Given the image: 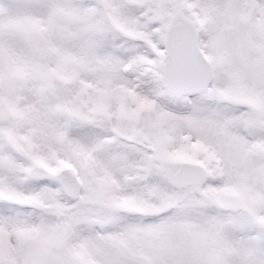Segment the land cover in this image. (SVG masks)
Wrapping results in <instances>:
<instances>
[{
  "label": "snow or ice",
  "instance_id": "1",
  "mask_svg": "<svg viewBox=\"0 0 264 264\" xmlns=\"http://www.w3.org/2000/svg\"><path fill=\"white\" fill-rule=\"evenodd\" d=\"M0 264H264V0H0Z\"/></svg>",
  "mask_w": 264,
  "mask_h": 264
}]
</instances>
